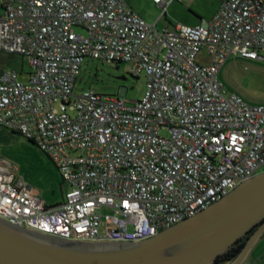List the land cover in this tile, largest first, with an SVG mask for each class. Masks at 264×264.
Here are the masks:
<instances>
[{
  "label": "built area",
  "instance_id": "obj_1",
  "mask_svg": "<svg viewBox=\"0 0 264 264\" xmlns=\"http://www.w3.org/2000/svg\"><path fill=\"white\" fill-rule=\"evenodd\" d=\"M151 23L127 0H0V125L32 140L68 187L47 204L0 160V218L69 240L139 242L264 170V103L227 90L231 56L264 60V0H222L196 25ZM204 52L206 58H199ZM86 57L131 63L140 98L75 91ZM165 130L166 133H162Z\"/></svg>",
  "mask_w": 264,
  "mask_h": 264
},
{
  "label": "water",
  "instance_id": "obj_2",
  "mask_svg": "<svg viewBox=\"0 0 264 264\" xmlns=\"http://www.w3.org/2000/svg\"><path fill=\"white\" fill-rule=\"evenodd\" d=\"M259 222L227 264H242L264 233V170L139 242L69 240L0 218V264H213Z\"/></svg>",
  "mask_w": 264,
  "mask_h": 264
},
{
  "label": "rangeland",
  "instance_id": "obj_3",
  "mask_svg": "<svg viewBox=\"0 0 264 264\" xmlns=\"http://www.w3.org/2000/svg\"><path fill=\"white\" fill-rule=\"evenodd\" d=\"M132 9L148 22H155L162 7L152 0H127ZM222 0H175L168 4L165 14L157 22L159 28L170 23L196 25L209 19L220 7ZM202 52L199 58L204 60ZM131 63L103 62L86 57L76 80L75 91L94 88L101 93L117 94L128 101L142 96L145 76H132ZM16 70L25 79L31 70L29 58L19 53L0 49V71ZM219 78L227 90L236 91L250 102L264 103V60H249L231 56L222 65ZM162 133H166L165 130ZM5 159L16 168V176L40 192L47 204L63 199L68 185L49 157L33 142L19 132L0 125V160Z\"/></svg>",
  "mask_w": 264,
  "mask_h": 264
},
{
  "label": "trees",
  "instance_id": "obj_4",
  "mask_svg": "<svg viewBox=\"0 0 264 264\" xmlns=\"http://www.w3.org/2000/svg\"><path fill=\"white\" fill-rule=\"evenodd\" d=\"M118 63V62H117ZM1 72V71H0ZM15 131V130H12ZM18 132V131H15ZM20 133V132H19ZM30 140V139H29ZM33 142L32 140H30ZM34 143V142H33ZM260 224H256L253 226L245 235L238 238L231 246H229L224 252H222L220 255H218L213 264H227L231 260H233L241 251L244 244L246 243V240L248 237L253 233V231L256 229V227Z\"/></svg>",
  "mask_w": 264,
  "mask_h": 264
},
{
  "label": "crops",
  "instance_id": "obj_5",
  "mask_svg": "<svg viewBox=\"0 0 264 264\" xmlns=\"http://www.w3.org/2000/svg\"><path fill=\"white\" fill-rule=\"evenodd\" d=\"M242 264H264V233L252 246Z\"/></svg>",
  "mask_w": 264,
  "mask_h": 264
}]
</instances>
